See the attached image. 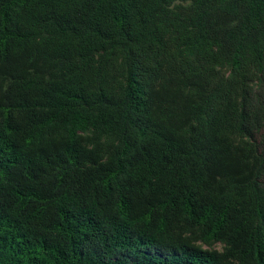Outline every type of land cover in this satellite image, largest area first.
Listing matches in <instances>:
<instances>
[{"label":"trees","instance_id":"obj_1","mask_svg":"<svg viewBox=\"0 0 264 264\" xmlns=\"http://www.w3.org/2000/svg\"><path fill=\"white\" fill-rule=\"evenodd\" d=\"M0 264H264V0H0Z\"/></svg>","mask_w":264,"mask_h":264},{"label":"rangeland","instance_id":"obj_2","mask_svg":"<svg viewBox=\"0 0 264 264\" xmlns=\"http://www.w3.org/2000/svg\"><path fill=\"white\" fill-rule=\"evenodd\" d=\"M206 248V247H205ZM216 248L219 250L221 249V246L220 245H217Z\"/></svg>","mask_w":264,"mask_h":264}]
</instances>
